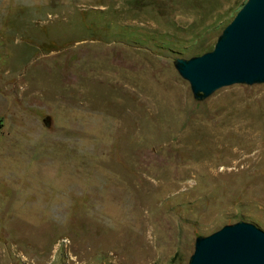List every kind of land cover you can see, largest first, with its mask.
I'll use <instances>...</instances> for the list:
<instances>
[{
    "label": "rangeland",
    "instance_id": "obj_1",
    "mask_svg": "<svg viewBox=\"0 0 264 264\" xmlns=\"http://www.w3.org/2000/svg\"><path fill=\"white\" fill-rule=\"evenodd\" d=\"M245 2L0 0V264H187L264 231V84L196 100L174 68Z\"/></svg>",
    "mask_w": 264,
    "mask_h": 264
},
{
    "label": "water",
    "instance_id": "obj_2",
    "mask_svg": "<svg viewBox=\"0 0 264 264\" xmlns=\"http://www.w3.org/2000/svg\"><path fill=\"white\" fill-rule=\"evenodd\" d=\"M174 68L196 100L234 84H264V0H246L212 51L178 58ZM187 264H264V231L238 222L199 236Z\"/></svg>",
    "mask_w": 264,
    "mask_h": 264
},
{
    "label": "bare ground",
    "instance_id": "obj_3",
    "mask_svg": "<svg viewBox=\"0 0 264 264\" xmlns=\"http://www.w3.org/2000/svg\"><path fill=\"white\" fill-rule=\"evenodd\" d=\"M221 110V109H220ZM231 112V111H230ZM230 114V113H229ZM229 114H227V116H229ZM227 116L226 117H224V119H222V120H216L217 122L215 123V124H223V123H225V121H226V119H227ZM221 122V123H220ZM232 125V124H231ZM233 127L236 129V130H238V131H240L239 129H241V131H243V129L244 128H247V127H249V125L248 124H243V123H239V122H237V121H235L234 122V125H233ZM248 131H250V132H245V133H242L243 135H246V137H249V138H252V137H254V139L256 140V141H258V138H260V136L261 137H263V135L262 134H254V133H252L251 132V130H248ZM241 133V132H240ZM241 136V135H240ZM256 136H258V137H256ZM242 139H243V137H242ZM251 141V140H250ZM249 141V142H250ZM261 145V144H260ZM259 145V146H260ZM246 159V158H245ZM244 159V160H245Z\"/></svg>",
    "mask_w": 264,
    "mask_h": 264
},
{
    "label": "crops",
    "instance_id": "obj_4",
    "mask_svg": "<svg viewBox=\"0 0 264 264\" xmlns=\"http://www.w3.org/2000/svg\"><path fill=\"white\" fill-rule=\"evenodd\" d=\"M4 40L5 39H0V53H1V47L3 48V46L5 45V41ZM2 53H4V52L2 51ZM4 54H6V52ZM5 73H8V71L5 72Z\"/></svg>",
    "mask_w": 264,
    "mask_h": 264
},
{
    "label": "trees",
    "instance_id": "obj_5",
    "mask_svg": "<svg viewBox=\"0 0 264 264\" xmlns=\"http://www.w3.org/2000/svg\"><path fill=\"white\" fill-rule=\"evenodd\" d=\"M243 6V5H242ZM0 126H1V124H0Z\"/></svg>",
    "mask_w": 264,
    "mask_h": 264
}]
</instances>
